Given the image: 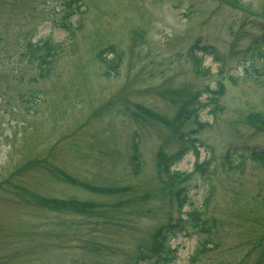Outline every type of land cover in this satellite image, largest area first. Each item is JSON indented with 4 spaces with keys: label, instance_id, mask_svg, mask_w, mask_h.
<instances>
[{
    "label": "rangeland",
    "instance_id": "374dc122",
    "mask_svg": "<svg viewBox=\"0 0 264 264\" xmlns=\"http://www.w3.org/2000/svg\"><path fill=\"white\" fill-rule=\"evenodd\" d=\"M47 39L63 50L41 76L29 46ZM196 91L207 106L177 119ZM184 133L199 157L168 177L157 153ZM255 148L264 0H0V264H139L181 187L160 264H264Z\"/></svg>",
    "mask_w": 264,
    "mask_h": 264
},
{
    "label": "trees",
    "instance_id": "16d2710c",
    "mask_svg": "<svg viewBox=\"0 0 264 264\" xmlns=\"http://www.w3.org/2000/svg\"><path fill=\"white\" fill-rule=\"evenodd\" d=\"M76 2H79L80 0H75ZM201 39H197V41L192 45V47H190V50H192L193 52H196V50H203V52H209L214 54V51L212 48L209 49V47L201 45ZM33 44V43H32ZM30 49V55H31V60L32 61H37L39 63V67L41 69L40 71V75L41 76H47L51 73L52 69H53V65L56 62L60 52L63 50V45L57 42H54L52 39H47L45 41L42 42H34L33 45L29 46ZM112 49H114L113 46H110L107 51H113ZM200 63L202 62L203 58L199 57L197 58ZM109 64H112L113 62H108ZM209 69V68H207ZM209 91V96L212 99V92L213 90H208ZM214 94V92H213ZM200 95L201 93H197L195 95H193V97H189L190 99L186 100L183 103V107L182 110L180 112V116L183 119H187L190 116L196 115L202 108L206 107L207 104L203 103L200 100ZM218 104V102H217ZM218 107V105H216ZM217 108H214L213 112L215 113ZM198 138L195 137H190L186 140L187 143H191L193 145V147L197 150V144H195V142L197 141ZM185 140V139H184ZM186 143L185 147L176 152V153H172V154H168L166 151H164L163 149H161L158 152V160L159 163L165 167L166 170H169V168L175 164L176 162L180 161L183 156L188 152V150L190 149V146ZM188 145V146H187ZM252 157L253 159L262 167H264V150H260L259 148H255L252 151ZM208 163L207 161L203 162V163H199L197 165H202V164H206ZM210 191L208 193L207 196H209ZM181 196H179V201H180V205L182 206L183 203H186L187 200V195L185 194L182 198V194H180ZM183 201V202H182ZM196 217L197 219L198 217V213L196 212ZM203 223H206L210 226V222L208 221V219L201 221L200 224L202 225ZM184 230V225L182 224V222H180L178 225H173L171 223H165L161 226H159L158 228H156V230L153 233L152 238L154 239V242L151 243L150 242V246H142L140 248V252L141 254H144L145 256H147L150 259V263L151 264H159L160 261L159 259L156 258V255H158L160 252H170L172 251V248L170 247V245L168 244V240L170 238V236L173 234L175 235L177 233V231H182ZM156 254V255H155ZM195 256V255H194ZM194 256H192V259L194 258Z\"/></svg>",
    "mask_w": 264,
    "mask_h": 264
}]
</instances>
